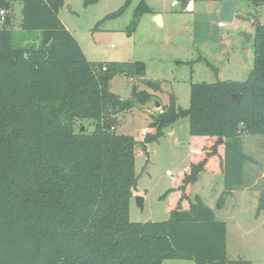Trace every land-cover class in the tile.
<instances>
[{"label":"trees","instance_id":"16d2710c","mask_svg":"<svg viewBox=\"0 0 264 264\" xmlns=\"http://www.w3.org/2000/svg\"><path fill=\"white\" fill-rule=\"evenodd\" d=\"M11 4L0 0V264H253L228 259L227 225L199 196L191 200V187L203 172L222 175L228 193L244 185L250 157L243 138L264 136V25L254 20L246 81L192 85L190 107L173 102L153 117L142 141L116 134L118 117L135 103L147 105L150 94L135 86L133 100H123L110 85L126 75L156 90L144 80L145 63L89 62L59 17L64 0H21L16 34ZM149 13L142 0L136 20ZM33 33L39 47L26 44ZM180 119L189 121L191 151L188 168L164 195L170 219L131 222L137 150L147 154ZM77 121L93 131H76ZM258 211L264 217V189Z\"/></svg>","mask_w":264,"mask_h":264},{"label":"rangeland","instance_id":"374dc122","mask_svg":"<svg viewBox=\"0 0 264 264\" xmlns=\"http://www.w3.org/2000/svg\"><path fill=\"white\" fill-rule=\"evenodd\" d=\"M64 1L59 17L89 62H143L144 80L158 85L156 90L148 88L141 80L126 75L116 76L110 85L111 92L123 100H133L135 86L150 94L147 105L135 103L132 110L118 117L116 134L142 141L153 117L173 102L177 108L190 107L192 85L246 81L253 68L254 45L253 41L245 42L241 34L252 35L254 18L264 25V6L253 8L248 0H192L196 5L190 12L185 11L190 0H146L151 13L137 20L135 15L142 0H97L89 6H85V0ZM11 10L14 20L10 29L19 34L21 0H12ZM154 16H160L163 25H158ZM30 37L26 44L39 47L38 33ZM75 129L87 133L94 128L88 121H77ZM243 142L244 152L250 157L245 165L244 185L228 193L222 175L203 172L191 187V200L199 196L217 220L227 225L230 261L264 264V217L258 213L264 189V136H245ZM146 151L147 154L139 148L135 160L137 193L145 199V209L142 211L133 198L130 220L165 222L170 219V203L164 195L174 178L189 166L188 119L167 127L164 136L149 144ZM168 171L171 176H167ZM221 199L224 203L220 207ZM164 264L195 263L169 260Z\"/></svg>","mask_w":264,"mask_h":264},{"label":"water","instance_id":"95a60500","mask_svg":"<svg viewBox=\"0 0 264 264\" xmlns=\"http://www.w3.org/2000/svg\"><path fill=\"white\" fill-rule=\"evenodd\" d=\"M155 22L161 26V17L160 16H157L155 17ZM241 37L243 38V40L247 43H251L252 42V39H253V35L251 34H248V33H242L241 34ZM54 45H56V43H51L50 44V48H52ZM233 100L236 102V103H239L241 101V97L238 96V95H234L233 96ZM157 108H160V104L157 103L156 104ZM81 132H84V129H82ZM135 202H136V205L143 211L145 209V199L142 197V196H136L135 197Z\"/></svg>","mask_w":264,"mask_h":264},{"label":"crops","instance_id":"0c3cea01","mask_svg":"<svg viewBox=\"0 0 264 264\" xmlns=\"http://www.w3.org/2000/svg\"><path fill=\"white\" fill-rule=\"evenodd\" d=\"M195 5H196V4H194V2H193L192 0H190V1L188 2V4H186L185 11H186V12H190V11L195 10ZM60 11H61V10H60ZM59 15H60V13H59ZM154 17H155V16H154ZM254 20H255V18L251 20L252 24H254ZM161 25H163V24H162V20H161ZM252 35L254 36V32L252 33ZM252 41H253V39H252ZM189 160H190V158H189ZM135 196H141V195H139L138 193H136V194L134 195V198H135ZM227 235H228V233H227ZM227 255H228V252H227Z\"/></svg>","mask_w":264,"mask_h":264},{"label":"built area","instance_id":"2783aa9c","mask_svg":"<svg viewBox=\"0 0 264 264\" xmlns=\"http://www.w3.org/2000/svg\"><path fill=\"white\" fill-rule=\"evenodd\" d=\"M4 16H6V13L1 11L0 12V17H2V20H4ZM220 26H222V24ZM166 174H167V176H171L172 175L170 171H168Z\"/></svg>","mask_w":264,"mask_h":264}]
</instances>
